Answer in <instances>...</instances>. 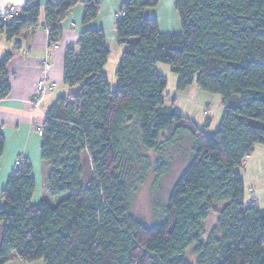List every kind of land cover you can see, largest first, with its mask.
I'll return each mask as SVG.
<instances>
[{"label": "trees", "instance_id": "16d2710c", "mask_svg": "<svg viewBox=\"0 0 264 264\" xmlns=\"http://www.w3.org/2000/svg\"><path fill=\"white\" fill-rule=\"evenodd\" d=\"M159 0H127L114 32L123 51L110 89L103 67L109 52L101 30H83L62 60L60 96L33 127L40 134L46 197L32 202L35 181L19 158L0 192V264L16 257L42 264H264V209L244 202L240 174L255 145H264V0H174L180 30L160 33L144 11ZM82 25L100 0H27L0 35L10 41L42 28L55 46L70 9ZM42 18V22L41 19ZM0 59V101L9 92ZM177 75V89L193 82L219 95L218 129L205 136L163 104L165 79L155 64ZM189 141L187 162L151 224L131 211L134 183H153L167 171L166 149ZM4 139L0 133V157ZM148 153L158 158L151 161ZM215 223L203 224L210 213Z\"/></svg>", "mask_w": 264, "mask_h": 264}, {"label": "crops", "instance_id": "0c3cea01", "mask_svg": "<svg viewBox=\"0 0 264 264\" xmlns=\"http://www.w3.org/2000/svg\"><path fill=\"white\" fill-rule=\"evenodd\" d=\"M26 1L0 0V14L9 6L20 11ZM126 1L100 0L98 16L87 25H82V7L74 6L62 23L59 42L53 47L48 45L47 34L42 28L24 31L10 41H6L0 35V59L6 54H11L6 65L10 92L5 99L0 101V133L4 139L0 157V192L5 186L14 163L19 158H24L31 166L35 181L32 202L36 204L42 198L44 191L40 183L41 161L39 156L41 139L33 125L44 121L47 110L56 99L74 91L62 83L63 54L67 48L75 49L78 35L83 30L96 29L104 34L105 45L109 52L106 64L112 50H115L118 60L123 47L116 40L115 15ZM173 1L159 0L156 7L144 11L146 18L157 21L160 33H176L180 30L178 17L173 9ZM36 2L43 11L45 0H36ZM40 19L42 22V18ZM44 61L50 65L47 72L48 85L35 101L36 83L42 77Z\"/></svg>", "mask_w": 264, "mask_h": 264}, {"label": "rangeland", "instance_id": "374dc122", "mask_svg": "<svg viewBox=\"0 0 264 264\" xmlns=\"http://www.w3.org/2000/svg\"><path fill=\"white\" fill-rule=\"evenodd\" d=\"M118 60L115 50H112L104 68L110 89L115 87L114 73L117 69ZM155 71L166 81V87L162 93L164 106L171 107L175 113L192 121L199 130L204 132L205 136L212 137L218 129L224 113L221 97L199 90L195 82L183 91H179L176 87L178 77L168 65L157 63L155 64ZM189 147V141L183 139L178 147L166 149L162 153V161L167 164V171L157 183H153L151 172L141 183H134V189L130 196L131 211L145 223L151 224L157 217L159 210L165 205L171 186L187 162ZM147 155L151 161L158 158L156 154L148 153ZM236 171L243 181L244 202L246 204L254 203L259 209H264V145H255L250 156L243 160L242 167ZM40 176V183L43 187L46 176L45 167L42 164ZM44 197L46 194H43L42 198ZM214 223L215 214L211 212L203 224L204 231L209 232ZM6 264H42V261L24 262L14 257Z\"/></svg>", "mask_w": 264, "mask_h": 264}, {"label": "built area", "instance_id": "2783aa9c", "mask_svg": "<svg viewBox=\"0 0 264 264\" xmlns=\"http://www.w3.org/2000/svg\"><path fill=\"white\" fill-rule=\"evenodd\" d=\"M19 14V11L16 10L13 6H9L4 9V11L0 14V22L9 24L15 17H17ZM123 16V12L118 11L115 15V19L120 18ZM50 65L47 64L45 61L42 64V77L37 81L36 88H35V101L38 99V97L41 95V93L45 90L46 86L48 85L47 81V72L49 71ZM52 86V84H51ZM18 162L16 161L14 163L13 168L17 166Z\"/></svg>", "mask_w": 264, "mask_h": 264}]
</instances>
